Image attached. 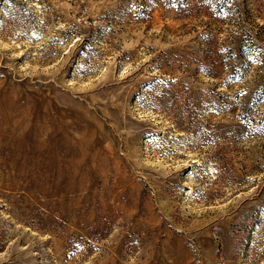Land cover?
<instances>
[{
	"label": "rangeland",
	"instance_id": "rangeland-1",
	"mask_svg": "<svg viewBox=\"0 0 264 264\" xmlns=\"http://www.w3.org/2000/svg\"><path fill=\"white\" fill-rule=\"evenodd\" d=\"M0 264H264V0H0Z\"/></svg>",
	"mask_w": 264,
	"mask_h": 264
}]
</instances>
